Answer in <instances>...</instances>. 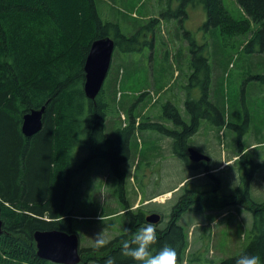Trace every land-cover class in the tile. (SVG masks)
<instances>
[{
	"label": "trees",
	"instance_id": "trees-1",
	"mask_svg": "<svg viewBox=\"0 0 264 264\" xmlns=\"http://www.w3.org/2000/svg\"><path fill=\"white\" fill-rule=\"evenodd\" d=\"M180 1L177 10L168 9L161 18L151 19L147 25L135 23L136 32L128 35L121 24L103 19L96 0H0V210L4 221L0 264H47L37 256L34 235L38 231L59 230L79 235L78 216L72 210H65L75 161L88 152L91 158L104 159L123 186L127 178L124 165L132 160L131 142L137 128L165 132L174 139L173 153L178 158L193 169H204V174L211 171L206 163L189 160L190 142L199 133L203 120L217 117L215 122L220 128L224 120L220 108L210 101L207 93L206 86L212 81L208 47L199 45L190 33H185L191 56L189 88H200L196 90L200 96L194 98L192 89L187 94L184 105L189 121L172 101L165 104L168 121L181 128L180 131L166 128L161 122L143 121L137 125L134 109L143 101L144 94L128 109L129 123L117 128L112 137L108 116L117 103L123 105L122 101L117 102L118 93L103 88L96 100L91 101L84 91V66L94 41L110 37L122 53L152 50L160 23L169 21L168 18H179L183 23L189 6L202 5L207 13L204 27L220 29L225 36L231 32L240 37L253 24L259 26L243 50L253 55L264 53V0H237L245 15L243 20L234 18L223 0ZM258 78L264 80V76ZM44 106L42 131L32 138L25 137L23 117ZM245 150L243 146L240 148L241 152ZM248 160L243 155V165ZM143 161L139 159L136 170ZM255 170L242 167L241 187L229 196L220 193V179L212 173L207 175L208 185L185 187L166 226L157 228L158 243L154 250L170 245L178 253L179 264L198 263L196 255L187 260L189 241L180 225L183 215L190 210L241 207L254 217L251 242L240 255L219 264H236L242 255L258 254L264 261V203H257L251 197ZM120 199L123 206L109 216L120 213L127 216L129 234L124 233L101 249L82 247L81 264H104L109 257H115L116 264H135L131 258L120 255L121 239L131 240L147 224V216L142 210H132L125 189ZM205 264L213 263L207 260Z\"/></svg>",
	"mask_w": 264,
	"mask_h": 264
},
{
	"label": "rangeland",
	"instance_id": "rangeland-1",
	"mask_svg": "<svg viewBox=\"0 0 264 264\" xmlns=\"http://www.w3.org/2000/svg\"><path fill=\"white\" fill-rule=\"evenodd\" d=\"M96 3L103 19L121 24L128 35L136 32L135 23L147 25L151 19L161 18L168 9L177 10L181 5L180 0H96ZM223 3L234 18H245L237 0H223ZM187 11L183 23L179 18L160 23L152 50L122 53L116 48L104 88L113 94L117 92V102L120 100L123 105L117 103L110 111V134L114 137L117 128L129 123L128 109L144 94L143 101L134 109L137 125L143 121L161 122L166 128L180 131L181 128L168 121L165 109L168 101L189 121L184 101L192 89L188 70L190 45L185 34L190 33L199 45L208 47L212 81L206 86L207 93L210 101L220 108L224 120L221 128L215 122L217 117L203 120L199 134L190 143L211 158L209 169L220 179V193L229 196L239 190L236 158L240 148L243 146L247 158L257 163L264 158V80L258 78L264 76V53L253 55L243 50L259 26L253 24L240 37L231 32L225 36L220 29L204 27L207 13L202 5L189 6ZM196 90L201 89H192L194 98L200 96ZM173 146L174 139L165 132L137 128L131 142L132 160L124 165L127 178L123 186L104 159L91 158L88 151L77 158L65 210H72L78 216L81 248L95 246L93 238L97 233L103 232L108 243L125 233L128 217L123 213L109 216L123 206L120 199L123 189L133 211L142 210L146 216L162 215L163 221L157 228L163 229L185 187L208 185L204 169L189 167L173 153ZM140 158L144 161L136 170ZM255 173L251 197L264 203V164ZM253 224V214L239 207L188 211L180 220L189 241L187 260L196 255L198 263L190 264H205L207 260L219 264L240 255L251 242Z\"/></svg>",
	"mask_w": 264,
	"mask_h": 264
},
{
	"label": "water",
	"instance_id": "water-1",
	"mask_svg": "<svg viewBox=\"0 0 264 264\" xmlns=\"http://www.w3.org/2000/svg\"><path fill=\"white\" fill-rule=\"evenodd\" d=\"M117 48L116 42L105 37L93 42L89 55L86 59L84 91L87 99L94 101L101 94L104 84L109 75L114 52ZM46 107L39 110H32L23 117L22 133L27 138H32L40 133L44 126ZM189 160L192 163H209L211 158L197 150L189 148ZM146 221L159 225L163 221L162 215L153 213L146 217ZM4 233V221L1 218L0 210V236ZM37 256L39 259L55 264H81L82 255L80 237L77 233L52 230L38 231L34 235Z\"/></svg>",
	"mask_w": 264,
	"mask_h": 264
},
{
	"label": "clouds",
	"instance_id": "clouds-1",
	"mask_svg": "<svg viewBox=\"0 0 264 264\" xmlns=\"http://www.w3.org/2000/svg\"><path fill=\"white\" fill-rule=\"evenodd\" d=\"M129 231L125 229V236L129 234ZM93 239L97 249L105 247L108 243L104 239L103 232L97 233ZM157 243V225L148 222L136 231L131 240L121 239L120 255L131 258L135 264H179L178 253L174 247L165 245L159 250H154L153 246ZM104 264H116V258L109 257ZM236 264H264V261L258 254L242 255L236 260Z\"/></svg>",
	"mask_w": 264,
	"mask_h": 264
},
{
	"label": "flooded vegetation",
	"instance_id": "flooded-vegetation-1",
	"mask_svg": "<svg viewBox=\"0 0 264 264\" xmlns=\"http://www.w3.org/2000/svg\"><path fill=\"white\" fill-rule=\"evenodd\" d=\"M246 151L247 150H245L244 152H239V155H238V157L236 158V162H237V166H238V175H239V180H238V183H239V188L241 187V178L243 177L242 176V172H241V170H242V164H243V162H242V159H243V155H245L246 154ZM260 160H261V162H258L257 163V161H255L254 159H249L248 161H247V166H246V170H253V169H258V167L260 166V164L262 163V164H264V158H260ZM207 164V169H209V164H210V162L209 163H206ZM211 173V171H208L207 172V174H205L206 176L208 175V174H210ZM238 188V189H239ZM210 190H212V188H210L209 187V191ZM256 202L257 203H259L260 201H257L256 200ZM260 203H262V202H260ZM239 208H241V207H239ZM258 218H259V213H258Z\"/></svg>",
	"mask_w": 264,
	"mask_h": 264
},
{
	"label": "crops",
	"instance_id": "crops-1",
	"mask_svg": "<svg viewBox=\"0 0 264 264\" xmlns=\"http://www.w3.org/2000/svg\"><path fill=\"white\" fill-rule=\"evenodd\" d=\"M199 134V133H198Z\"/></svg>",
	"mask_w": 264,
	"mask_h": 264
}]
</instances>
